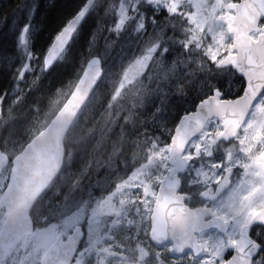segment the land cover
I'll return each instance as SVG.
<instances>
[{
    "label": "trees",
    "instance_id": "trees-1",
    "mask_svg": "<svg viewBox=\"0 0 264 264\" xmlns=\"http://www.w3.org/2000/svg\"><path fill=\"white\" fill-rule=\"evenodd\" d=\"M87 1L0 0L5 59L13 46V28L23 24L28 6L39 3L31 20V47L39 54L57 29ZM119 17L120 0H94L65 50L67 55L64 51L58 59L61 63L48 74L47 82L35 56V71L19 82L13 67L3 66L0 61V150L9 154L11 166V159L47 125L72 91L87 63L85 48L94 52L100 40L107 53L103 77L66 137L61 172L32 208L36 226L50 224L84 207L85 200L99 192L103 177L124 169V158L137 153L136 145L142 144L150 129H157L149 118L157 107L170 115L164 126L170 130V139L181 115L195 108L212 86L220 87L227 97L237 96L242 90L244 81L232 67L217 71L213 65L206 69L194 66L193 73L181 71L187 68L190 58L205 56L187 48L180 13L171 14L164 7L141 0L133 16L121 27ZM154 45L157 47L142 77V90L137 88L140 81H118L124 62L137 59ZM18 56L23 53L18 51ZM15 63H19V58ZM174 67L179 68V72L175 68L177 76L169 73ZM111 71L118 74L115 81L109 76ZM222 150H216L213 162L224 159Z\"/></svg>",
    "mask_w": 264,
    "mask_h": 264
},
{
    "label": "snow or ice",
    "instance_id": "snow-or-ice-1",
    "mask_svg": "<svg viewBox=\"0 0 264 264\" xmlns=\"http://www.w3.org/2000/svg\"><path fill=\"white\" fill-rule=\"evenodd\" d=\"M38 8L39 3L28 6L23 24L18 28H13L15 33L13 46L7 50L9 54L6 59L3 55L5 52L4 38L0 34V61L3 62V66L13 67L17 82L32 75L35 71L32 67V56L40 60L43 70L51 65L55 61L56 54L71 43L75 34L73 21L85 15L84 7L81 6L73 17L65 21L52 36L44 58L41 59L31 47V20L35 17ZM171 11L176 12V7L173 6ZM247 42V45L241 46L240 36H236L235 43L228 44L229 50H236L235 56L224 55L221 58L216 52L211 54V61L215 65L220 68L232 65L235 66L234 73H240V79H243L244 83L239 95L227 97L220 87L212 86L198 100L195 107L205 105L206 114L198 113L194 125L190 129L185 127V132L188 134L191 131L197 132V136L193 137L194 146L187 149L186 157L180 156V152L186 150L185 142L181 141L178 135L171 137L169 148L173 152L171 158L177 170H185L186 165L195 159L211 160L216 150L223 145H228L224 148L227 163L221 161L210 164L211 176L205 174L206 179L215 180L211 193L212 206L194 212L188 211L180 205V197H177L174 203L179 207L174 208V214H170L168 219L162 221L161 235L165 234L164 230L171 224L174 232L178 231L183 237L178 245L181 250L189 244L190 239H194L192 233L197 231L203 233L213 224L226 233L227 244L223 240H219L215 245L203 242L192 243L190 246L194 252L189 253L188 257L191 264H261L264 261V164L257 167L260 162L264 161V150L254 151L252 146L256 140L257 128L264 133V22L256 21V31L247 37ZM18 51L23 53L22 57L18 56ZM17 58H19V63H15ZM241 98L250 102L239 110L232 104L220 103ZM247 112L252 113L251 119L247 118ZM213 116L217 118L214 127L210 132L205 131L204 129ZM180 123L182 120L178 121L177 127ZM241 128L243 132L240 131ZM236 151L244 155L235 156ZM256 151H259L258 155ZM237 165L245 170L246 179L242 183H247L248 177L258 178L251 186L252 191H255L256 183L260 185V191L255 198H252L251 192L249 195L238 197L239 187H234L229 183L230 174ZM194 170L198 175L201 174L200 169ZM205 193L204 196L210 195L208 192ZM228 227L232 228L231 233L227 232ZM202 252L209 253L210 258L199 259Z\"/></svg>",
    "mask_w": 264,
    "mask_h": 264
},
{
    "label": "rangeland",
    "instance_id": "rangeland-1",
    "mask_svg": "<svg viewBox=\"0 0 264 264\" xmlns=\"http://www.w3.org/2000/svg\"><path fill=\"white\" fill-rule=\"evenodd\" d=\"M233 1L237 0H144L147 4L168 9L171 14L180 13L183 20V38H185L187 48L194 50L195 54L200 51L205 56L198 59L190 58L187 68L181 70L183 73L188 71L193 73L194 66L202 69L210 68L212 52H216L221 58L229 52L228 44L232 42L233 36L227 32L226 25L218 17L230 10L228 5ZM139 2L141 0L134 2L120 0L118 27L124 25L133 16ZM173 6L176 7V12L171 11ZM156 47L157 45L152 46L129 63L125 61L118 81L123 80L128 83L140 81L137 88L142 90L144 84L142 77L154 56ZM175 68L179 72V68L174 67L169 72L171 76L178 75L175 73ZM109 76L112 81H115L118 74L111 71ZM188 80L190 81V79ZM179 84L182 86V83ZM177 88L179 89V87ZM192 97L193 94L188 95L189 99ZM169 117V114L157 107L152 116L149 115L151 124L157 129L155 131L150 129L151 133L147 134L146 138L140 142L142 144L136 145L139 147L137 153L133 156L129 153V158H124L125 168L109 177H103L99 192L85 200L84 207L74 210L50 224L37 225L34 232L21 241L12 257L6 261H0V264H40L41 256L59 233L68 234L77 224L84 222L87 232L85 253L88 249L91 254V250L98 251L99 248L107 247L106 242L117 241L119 235L121 238L132 237V233L144 235L150 211L156 200L158 186L171 167L169 161L171 138L167 137L170 135V130L164 127L169 122ZM247 118H252L251 112ZM216 121L217 119L209 121L204 130L210 132ZM156 123L157 126H155ZM158 127H162L161 131ZM240 131L243 132V128ZM194 143L195 141L192 140L187 146L186 156L188 155L187 149L192 148ZM227 146L223 145L218 149V151L223 149L224 153H221V156L224 155L222 161L225 163H227V157L224 148ZM252 146L254 151L264 150V133L259 128H257L256 140ZM256 154L258 155L259 151H256ZM234 155L240 157L244 153L236 151ZM214 156H216V152ZM210 164L216 163L209 159L193 160L186 174L188 184L212 188L215 180L205 178V174L211 176ZM260 164H264V161L260 162L257 167H260ZM10 169L11 166H8L0 173V199L8 183ZM194 169H200L201 174L198 175ZM234 169L232 185L239 187L238 197L249 195L251 192L252 198H255L260 191V185L256 183L255 191H252L251 186L258 178L248 177L247 183H242L246 179L245 170L238 165ZM220 171L223 173V169ZM4 219L5 210L0 208V228ZM73 264H85L82 251L79 252V256Z\"/></svg>",
    "mask_w": 264,
    "mask_h": 264
},
{
    "label": "water",
    "instance_id": "water-1",
    "mask_svg": "<svg viewBox=\"0 0 264 264\" xmlns=\"http://www.w3.org/2000/svg\"><path fill=\"white\" fill-rule=\"evenodd\" d=\"M93 2L94 0H88L83 6L85 15ZM228 6L230 10L219 15L218 18L225 23L227 32L233 35L231 43H235L236 36H240L241 46L247 45V37L256 31V21H264V0H237L230 2ZM85 15L73 21L75 32ZM65 50L58 52L55 60H58ZM226 55L235 56L236 50H229ZM101 67L103 65L97 61H93L92 64H85L72 91L47 125L11 159L8 183L0 199V208L5 210V219L0 228V261L10 259L21 241L34 232L36 224L31 214L32 208L61 172L65 159L66 137L101 81L104 74V68L103 72H101ZM229 67L234 69L235 66L230 65ZM249 102V100L241 98L240 100L230 99L220 103L232 104L237 106V110H239V108ZM198 113L206 114V106L200 105L183 113L179 118L182 123H180L179 127L176 125L172 134V136L178 135L180 140L185 142V149L191 143L193 137L197 136L196 131H191L190 134L185 132V127L187 126L190 129L194 125L195 117ZM249 113L247 112V116ZM215 118L213 116L211 119ZM172 155L173 152L170 150L169 161L171 167L162 179L157 193L152 215V236L156 241H161L163 237L175 240L173 251L177 252L179 249L182 252L185 247L181 250L178 245L182 242L183 237L181 238L178 231L174 232L171 224L164 230L165 234L161 235L162 221L168 219L170 214H174V208L179 207V205L174 203L177 197H180V205L188 211L194 212L205 206L197 208H189L187 206L185 202L187 194L181 192L180 189L182 186V175L188 172L190 164L186 165L185 170H177L173 164ZM180 156L186 157L185 150L180 152ZM9 163V154L0 150V173ZM234 173L235 169L233 168L230 174V184H232ZM212 190L210 188L203 189L202 192H208L210 195L201 196L205 199H212ZM213 227L216 226L213 224L207 229ZM217 228L220 229L219 227ZM197 232L192 233L194 239L189 241L196 240ZM83 236L84 231L81 224H77L66 237L63 233H59L41 256L40 264H72Z\"/></svg>",
    "mask_w": 264,
    "mask_h": 264
},
{
    "label": "flooded vegetation",
    "instance_id": "flooded-vegetation-1",
    "mask_svg": "<svg viewBox=\"0 0 264 264\" xmlns=\"http://www.w3.org/2000/svg\"><path fill=\"white\" fill-rule=\"evenodd\" d=\"M262 22L264 21L262 20ZM186 174L182 175V186L180 191L187 194L185 198L187 206L189 208H197L201 206L211 207L212 199H205L200 195L202 190L208 187H197L196 185H189L187 182ZM184 181H186L185 184ZM214 185L215 183L210 189H213ZM155 202L156 200L154 201L152 210L150 211L148 225L144 235L140 236L136 233H132V237L126 238H121V235H119L116 239L117 241L113 240V242H106L107 247L99 248L98 251L91 250V254L89 253L90 249L87 250V254L85 253L87 232L85 228V222L81 223L84 231V236L80 242V246L77 250L72 264L76 261L80 251H82L84 254L85 264H191V260L188 257L189 253L194 252V249L190 246L192 243L203 242L215 245L219 240H223L224 243L227 244L228 237L226 233L221 231L217 227H213L206 229L203 233L197 232L195 241H189V244L184 246L185 249L182 252H180L179 249L177 250V252H174L173 250L175 246V240H170L163 237L161 241H156L152 236V215L154 211ZM230 229L232 228H228V233L232 232L230 231ZM71 232L72 231H70L68 234L63 232L61 233H63L66 237ZM236 238H238V236ZM212 250H214V248ZM209 258V253L202 252L199 255V259Z\"/></svg>",
    "mask_w": 264,
    "mask_h": 264
},
{
    "label": "clouds",
    "instance_id": "clouds-1",
    "mask_svg": "<svg viewBox=\"0 0 264 264\" xmlns=\"http://www.w3.org/2000/svg\"><path fill=\"white\" fill-rule=\"evenodd\" d=\"M45 50L39 51V56L41 57V59L44 58ZM66 55H67V52L65 51V56ZM106 55L107 53L105 52L103 44L100 40L97 41V48L94 52L89 53L87 52V48H85V57H86V61L88 64H92L93 61H97L101 65H103ZM59 63H61L60 60H55L51 65H48L47 67L44 68L43 70L44 82H47L48 74L52 72L56 68L57 64ZM212 65L217 71H222L224 68L229 67V66H225L224 68H220L218 65H215L214 63H212ZM101 72H103V67H101ZM205 194H206L205 192L200 193V195H205Z\"/></svg>",
    "mask_w": 264,
    "mask_h": 264
}]
</instances>
